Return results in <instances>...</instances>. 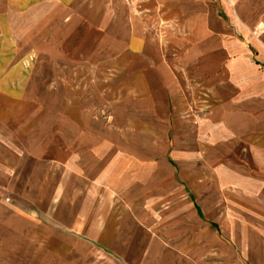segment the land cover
Returning <instances> with one entry per match:
<instances>
[{
	"label": "crops",
	"instance_id": "crops-1",
	"mask_svg": "<svg viewBox=\"0 0 264 264\" xmlns=\"http://www.w3.org/2000/svg\"><path fill=\"white\" fill-rule=\"evenodd\" d=\"M157 1L135 0L136 14L111 27L83 8L65 21L119 39L107 48L115 61L73 65L82 72L55 79L74 88L54 95L53 106L24 94L45 102L53 120L43 121L49 130L38 146L24 141L23 156L0 167L8 183H23L0 205V264H264V77L254 88L264 33L228 25L223 0ZM178 1L188 12L178 19L188 41L224 34L240 55L234 67L246 74L232 73L236 92L226 83L224 93L216 62L214 81L183 91L175 73L164 83V63L149 66L160 55L154 35L169 30L158 7ZM230 9L231 21L264 24V0H230ZM209 48L222 53L223 45ZM127 53L140 71L102 97L96 114L94 79L108 78L96 70L122 74Z\"/></svg>",
	"mask_w": 264,
	"mask_h": 264
},
{
	"label": "rangeland",
	"instance_id": "rangeland-1",
	"mask_svg": "<svg viewBox=\"0 0 264 264\" xmlns=\"http://www.w3.org/2000/svg\"><path fill=\"white\" fill-rule=\"evenodd\" d=\"M223 1L228 5L222 11L228 18V25L247 30L250 35L258 36L264 33L263 23L243 21L241 16H238V20L236 18L235 21H231L230 0ZM157 2L161 3L160 0ZM78 3H84L86 6L74 5L71 0H0V167L2 168L6 167L9 159L23 156L24 141L38 146L36 143L40 140V135L49 130L48 125L43 121L53 120L46 115L45 102L29 100L24 94L31 95V99L47 96L53 106L54 95L70 93L71 88H74L69 82L68 85H56L55 79H68L73 73L82 72V70H74L73 65L96 63L97 66L103 62L115 61V55L108 54L107 48L111 47L112 51L119 39L104 38L98 33L92 35L82 31L80 25L70 20L65 23L71 17L70 14H75L77 10L83 8L90 13L102 15L105 23L111 27L117 24L113 19H118L125 13L136 14L138 10L135 0H79ZM158 11L169 30L154 35L153 42L158 46L160 55L152 56L147 61L149 66L154 67L164 63L160 70L165 75L164 83L169 75L177 73L174 77L181 84L182 91L183 88L184 90L187 88L185 84H189L188 88L191 89L197 81L199 84L196 87L204 89V85H201L203 79L207 77L214 81L213 66L216 62L219 66L217 72H222L224 93H226L225 85L226 83L229 85L232 81V73H239L240 79L243 77L242 73L246 74V69H235L234 62L238 56L240 58V55L226 46L228 39L226 35L223 34L222 40L195 38L191 40L192 42L184 37V28L178 19H182L181 17L188 12L181 1H178L177 5L174 3L167 6L159 5ZM217 44L223 45L222 53L210 51L213 48L209 47ZM123 58L128 63L129 69L120 73L121 75L114 70L95 72L105 74L102 76L104 78L108 77L101 83H98L97 77L94 79L95 96H99L96 97V114H99L97 106L102 97L112 95L124 85L127 76L130 77V74L140 71L134 69L140 62L135 54L127 53ZM250 58L252 62L258 59L255 53ZM209 63L212 66L208 65ZM208 66L210 70H203ZM198 67L203 69L199 70ZM202 73L205 75L203 76ZM254 77L256 79L254 88L260 89L257 79L264 77L263 65L255 66ZM246 88V85L239 87L241 91ZM229 89L228 93L234 92L235 87L233 89V86L229 85ZM102 115L105 122L112 117L107 111ZM22 186L21 179L18 181L11 179L8 183L7 175L0 171V205L5 203L8 191L12 192L14 189L17 193ZM194 187L197 190L198 181L193 183ZM242 217L246 218L245 215ZM146 264L154 263L148 261ZM159 264L174 263L163 261Z\"/></svg>",
	"mask_w": 264,
	"mask_h": 264
}]
</instances>
